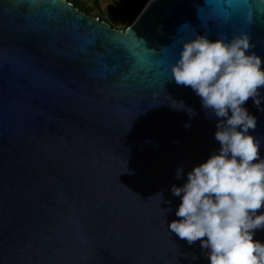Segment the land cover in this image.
Returning a JSON list of instances; mask_svg holds the SVG:
<instances>
[{
  "label": "water",
  "instance_id": "1",
  "mask_svg": "<svg viewBox=\"0 0 264 264\" xmlns=\"http://www.w3.org/2000/svg\"><path fill=\"white\" fill-rule=\"evenodd\" d=\"M241 34L264 61V0H149L125 29L66 0H0V264H208L167 225L176 170L219 148L215 120L170 66L197 35ZM246 107L264 157V111Z\"/></svg>",
  "mask_w": 264,
  "mask_h": 264
},
{
  "label": "clouds",
  "instance_id": "2",
  "mask_svg": "<svg viewBox=\"0 0 264 264\" xmlns=\"http://www.w3.org/2000/svg\"><path fill=\"white\" fill-rule=\"evenodd\" d=\"M249 49L244 34L230 40L197 35L182 43L170 66V80L190 88L205 117L215 120L219 148L186 174L176 170V179L186 178L170 189L180 202L177 219L167 225L189 247L199 242L208 264H264V243L255 239L264 231V157L250 134L256 117L246 107L251 101L264 111V61ZM169 107L196 115L183 101ZM155 196L167 203L162 193Z\"/></svg>",
  "mask_w": 264,
  "mask_h": 264
},
{
  "label": "trees",
  "instance_id": "3",
  "mask_svg": "<svg viewBox=\"0 0 264 264\" xmlns=\"http://www.w3.org/2000/svg\"><path fill=\"white\" fill-rule=\"evenodd\" d=\"M67 2L72 3L78 10L84 12L87 15L97 17L100 21H105L111 25L112 28L116 29H125L131 21L138 16L147 0H112V8L110 10L109 17L101 14L100 11V0H91V3H88L87 0H66ZM97 9L98 13H93ZM130 20L126 25L119 27V21Z\"/></svg>",
  "mask_w": 264,
  "mask_h": 264
},
{
  "label": "snow or ice",
  "instance_id": "4",
  "mask_svg": "<svg viewBox=\"0 0 264 264\" xmlns=\"http://www.w3.org/2000/svg\"><path fill=\"white\" fill-rule=\"evenodd\" d=\"M206 2H207L208 4H212V3L215 2V0H206ZM228 19H229V14H228V13L223 14V16H217L215 13H213L211 16L208 17V20L205 21V23H207L208 21L226 22ZM130 32H131V31H129V33H130ZM129 33H128V35H129ZM131 33H132V32H131ZM132 35H133V33H132ZM132 35H131V36H132ZM137 47H142V45H140V44L138 43ZM130 51H131V50H130ZM133 56H134V58H136V59H141V62H142V63H146L147 66L150 67V68H151V67H154L157 63H159L157 60H154V59H150V58H148L147 53H145V56H144L143 58L136 57V56H135V53H133Z\"/></svg>",
  "mask_w": 264,
  "mask_h": 264
},
{
  "label": "rangeland",
  "instance_id": "5",
  "mask_svg": "<svg viewBox=\"0 0 264 264\" xmlns=\"http://www.w3.org/2000/svg\"><path fill=\"white\" fill-rule=\"evenodd\" d=\"M117 1L119 2L121 0H117ZM87 2L88 3H91V0H87ZM111 6H112L111 0H100V7H101L100 8V11H102L101 14L104 15V16L109 17L110 10H111ZM94 13L97 14L98 13V10L95 9L92 14H94ZM129 22H130V20H126V21H123V22L122 21H119V27L122 26L123 24L126 25Z\"/></svg>",
  "mask_w": 264,
  "mask_h": 264
},
{
  "label": "crops",
  "instance_id": "6",
  "mask_svg": "<svg viewBox=\"0 0 264 264\" xmlns=\"http://www.w3.org/2000/svg\"><path fill=\"white\" fill-rule=\"evenodd\" d=\"M111 2H112V0H111ZM101 8V7H100ZM111 8H112V6H111Z\"/></svg>",
  "mask_w": 264,
  "mask_h": 264
},
{
  "label": "built area",
  "instance_id": "7",
  "mask_svg": "<svg viewBox=\"0 0 264 264\" xmlns=\"http://www.w3.org/2000/svg\"><path fill=\"white\" fill-rule=\"evenodd\" d=\"M147 1H149V0H147ZM98 19V18H97Z\"/></svg>",
  "mask_w": 264,
  "mask_h": 264
}]
</instances>
